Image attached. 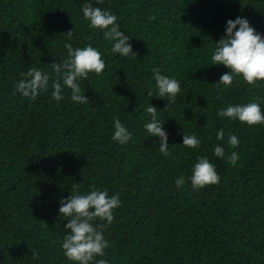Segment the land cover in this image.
I'll return each mask as SVG.
<instances>
[{
	"label": "trees",
	"instance_id": "1",
	"mask_svg": "<svg viewBox=\"0 0 264 264\" xmlns=\"http://www.w3.org/2000/svg\"><path fill=\"white\" fill-rule=\"evenodd\" d=\"M84 3L0 0V264H77L64 255L69 218L59 216L60 200L77 191L74 183L80 194L119 193L112 223L93 222L106 225L109 242L96 260L264 264V125L217 115L256 97L264 111V81L253 86L236 76L230 86L217 85L229 70L211 64L229 19L246 18L264 35V0H93L116 15L137 57L112 51L105 30L89 27ZM72 29L69 40L63 33ZM66 43L91 44L105 61L102 74L81 81L88 105L73 102L66 87L63 100L52 98L57 77L50 64L64 63ZM33 67L51 76L35 100L15 87ZM154 68L180 82L175 102L157 97ZM149 104L165 120L167 157L144 127L152 119ZM117 116L132 133L124 145L112 140ZM220 129L223 140L216 139ZM184 133L195 134L199 148L182 145ZM230 135L237 147L228 144ZM216 146L224 148L223 158L214 155ZM232 152L239 155L235 165ZM198 157L215 165L218 184L192 187ZM180 176L185 183L178 188Z\"/></svg>",
	"mask_w": 264,
	"mask_h": 264
},
{
	"label": "clouds",
	"instance_id": "2",
	"mask_svg": "<svg viewBox=\"0 0 264 264\" xmlns=\"http://www.w3.org/2000/svg\"><path fill=\"white\" fill-rule=\"evenodd\" d=\"M98 4L102 0H95ZM83 16L87 19L89 27L93 29L105 30L104 39L112 41V51L122 57H137L133 52L132 45L129 42L130 36L119 30L116 15L109 11L102 10L93 6V0H85L82 6ZM73 29L63 33L69 40L72 38ZM211 57L212 65H223L229 71L222 74L219 81L215 84L230 86L236 76L249 85L255 86L258 81H264V35L257 32L250 22L243 17L229 19L226 22L225 34L218 42ZM67 59L63 64L54 62L50 66L57 79H53L51 95L57 102L64 99L62 94L64 88L71 90L70 99L79 104H87L88 98L84 95L85 89L81 87V81L86 80L89 73L100 75L106 68L101 53L91 44L84 48H73L70 43H66ZM153 79L158 89V96L164 98L168 96L171 102H175L177 95L181 91L180 82L161 74L159 68H154ZM23 77L16 83V91L24 97L33 100L41 92L47 91L51 76L43 70L33 67L27 73H20ZM62 80V83H61ZM149 97L153 93H147ZM261 98L256 97L255 101L242 105L228 106L217 112L219 117H227L238 120L248 126L264 125V111L261 109ZM167 107V105H166ZM147 113L152 117L151 122L144 125L147 133L152 137L159 138V151L165 156H169L168 133L163 129L165 122L157 119V108L149 104L146 108ZM114 133L112 140L120 145L127 144L132 139V133L121 123L120 118L113 117ZM217 140L224 139V131L220 129L216 134ZM228 144L237 147L240 143L235 135L228 137ZM201 140L195 134L182 137V145L196 149L199 148ZM214 155L223 158L224 148L216 146ZM239 155L232 152L228 160L235 165ZM190 177L191 185L194 189H202L205 186L215 185L220 182V176L207 157H198ZM185 183V177L180 176L175 180L179 188ZM80 183H74L73 188L77 191L69 195L66 199L60 200L59 216L68 217L64 228L67 230L62 242L64 255L77 264H108L105 259L96 260L97 256L103 257L105 249L109 247V242L105 239L103 229L105 224H96L93 222L99 219L111 224L115 219L114 210L120 207L121 201L119 193L109 196L107 189L90 190L87 194H80ZM46 223V222H45ZM34 259H39L38 253L32 250Z\"/></svg>",
	"mask_w": 264,
	"mask_h": 264
}]
</instances>
